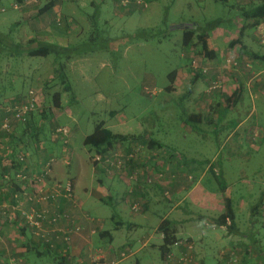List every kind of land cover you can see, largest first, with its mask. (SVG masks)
Here are the masks:
<instances>
[{
  "label": "rangeland",
  "instance_id": "obj_1",
  "mask_svg": "<svg viewBox=\"0 0 264 264\" xmlns=\"http://www.w3.org/2000/svg\"><path fill=\"white\" fill-rule=\"evenodd\" d=\"M11 1L1 0L5 11H0V101L10 97L23 99L30 88H36L43 94L44 101L32 117L37 123H40V120L47 123L40 127L42 130H37V125L31 127L32 131L36 129V136L48 140L44 136L49 135L50 138L57 122L67 124L74 132L70 137L69 156L64 155L61 147V156L51 157L54 159L51 171L58 159L62 162L67 160V165L74 170L93 165L92 156L95 150L83 144V139L93 132L97 124L103 123V126L109 127L113 132L120 133H136L140 129H143L141 133H145L149 130L163 142L161 148L167 150L169 147L176 153L182 170L191 169L196 174L205 171V178L212 180L210 183L219 192L216 176H220L227 184L226 193L231 197L237 212L238 226V233H233L229 239L232 241L229 247L236 251H230L231 261L235 260L232 264L237 263V253H242V245L250 243V237L247 238L250 234L256 232V236L263 240L264 137L257 130L258 136L252 135L255 132L254 127L264 130V97L257 100L256 113L246 120L241 134L232 139H226L229 133V115L225 116L227 119L223 122L211 123L208 120L209 112L205 111L201 121L194 123L188 120L190 113H198L193 102L197 98L194 90H209L213 76L208 84L205 77H209L211 68L214 66L217 74L220 71L232 73L242 71V65L238 59L226 57L237 60L238 63L234 66L228 65L225 59L222 62L210 60L208 64L207 60L203 59L198 61L201 68H194L193 62L198 59L199 54H193L191 61L186 58L189 48L186 50L183 44L184 29L181 26L193 23L207 25L215 20L227 22L236 16L238 7L224 0H146L147 7H135L131 15L116 17L112 13V0H108L101 17L94 18L95 22L90 17V14L95 13L94 8L89 7L85 13L86 22L84 15H78L84 26L81 38L73 43L75 46L72 53L79 56L67 60L65 54H49L45 57L20 55V52L23 53L21 47L26 41L20 43L17 32L21 28L20 17L18 11L9 6ZM236 20L240 21V18ZM258 38L261 41L259 35ZM58 63L65 65L63 72L57 69ZM205 66H209L207 72L203 70ZM173 70L192 73L176 85L174 90H179L178 92L165 88L171 83L168 74ZM197 74L198 80L191 85L192 76ZM53 76L55 80H51ZM62 81L70 84L69 91L63 90ZM249 81L253 87L255 81ZM57 90L63 92L61 108L53 104V93ZM250 102H246L248 109L251 108ZM45 110L50 112V121L43 118ZM112 111L115 114H112ZM242 116L236 115V122ZM120 119L126 121V124L112 126ZM20 128V134L25 129L29 130L23 126ZM243 130H246V133ZM26 138L25 140H28ZM0 140L2 141L1 135ZM52 142L55 141H46L45 147L41 148L40 141H33L28 149H22L29 154L30 166L35 169L43 168L41 163L48 158L38 161V154L46 150ZM118 143L114 145V150H117L118 146L129 150L128 143H123L126 144L125 147ZM138 144L141 145L131 150H143L144 153L156 150L160 155L163 154L162 149H149L148 145L142 142ZM71 151L74 153V159ZM170 159L171 164L175 163L174 159ZM30 160L32 163L37 160L38 164L34 165ZM157 160L162 161V156H158ZM152 168L157 170V165H150L149 169ZM92 175L95 182V176ZM158 175L160 176L161 172ZM147 180L150 185L154 183L150 176ZM76 191L84 211L92 217H103L114 211L111 204L98 200L96 196L90 199L82 190ZM259 201L262 206L260 219L256 220L257 216L252 219L249 211ZM243 204H246L245 208ZM153 219V223L157 224L160 216L153 215ZM151 225L148 228H152ZM155 241L158 242V239ZM30 254L36 259L34 252ZM142 254V264H162L158 249L152 254ZM40 259L44 264H56L50 254L41 256ZM207 260L208 264L216 262L215 259L213 262Z\"/></svg>",
  "mask_w": 264,
  "mask_h": 264
},
{
  "label": "crops",
  "instance_id": "obj_2",
  "mask_svg": "<svg viewBox=\"0 0 264 264\" xmlns=\"http://www.w3.org/2000/svg\"><path fill=\"white\" fill-rule=\"evenodd\" d=\"M13 1L11 2L13 3ZM21 1H23V5L18 9L12 8V3H9L11 9L18 11L17 14L20 17V22H18L21 28L17 31L20 43L35 37L39 41L53 44L60 51L64 50L62 55L65 54L68 57L67 60L79 56L72 53L75 46L73 43L81 38L84 22H86L85 13H87L88 8L95 9V13L90 14L91 19L95 22L94 18L101 17L103 7L108 3V0H39L37 4L29 3V0ZM258 1L227 0L233 6L238 7L239 11L231 20L227 22L222 20V23L210 33V39L217 55L214 61L222 62L226 57L238 59L241 62L242 71L232 73L220 71L217 74V70L213 66L209 77L205 78L208 84L211 76L215 79L220 75L221 87L219 90H208V88L194 90L197 94V98L193 101L196 112L202 114L208 111V120L211 123H220L230 117L229 133L226 139H232L235 135L241 134V128L247 122L246 120L256 113L257 100L264 97V44L258 38L256 27L252 25L254 20L247 19L243 13V8L252 7ZM0 6V8L3 7L1 0ZM135 7L141 8L142 6L131 4L126 8L121 5L120 0L111 1L112 13L116 17L131 15ZM78 15H84L85 21L80 22ZM237 18H240V21H237ZM106 21L109 22V20ZM175 27L177 26L175 25ZM233 41L235 44L231 45ZM255 53L258 55L256 56ZM23 54L25 53L20 55ZM193 54H195L194 50L188 49L186 58L191 61ZM206 62L209 64L210 60ZM189 74L192 75V73H187L184 70H175L174 79L169 84L173 91H179L174 90V88L179 82L187 79ZM53 78L54 76L51 80ZM250 79L255 81L253 87H251ZM240 84H242L243 90L239 95L234 96L233 94ZM62 86L64 90L65 81H62ZM223 92L229 96L227 106L222 103ZM9 100H13V97L3 99V101ZM248 101H251V108L249 109L246 104ZM233 112L234 116L232 117ZM240 114L243 116L236 122L235 117ZM5 115L4 111H0V122ZM226 115L229 116L225 117ZM120 124L124 125L126 121L120 119L119 122H114L112 126L118 127ZM20 127H22V123L16 124V130L12 137L19 135L18 129ZM142 130L140 129L133 134H140ZM256 130L260 131L259 134L264 137V130L260 127H254L255 132L252 136H258ZM243 132L246 133V130ZM145 134L147 140L152 138L163 144L149 130L148 132L145 131ZM0 135L2 136V141L0 140V161L2 163L0 165V200H10L17 184L10 185L3 180L1 174L3 173V166L6 165L3 163L2 157L6 154L7 149H13V152H17L22 148L18 150L14 141L13 144L8 142L6 133L0 131ZM140 141L144 143L141 138L139 141L130 140L128 144L131 147L127 146L128 149L131 150L135 146L141 145L138 144L141 143ZM122 144L118 143V145ZM125 146L126 144H123V147ZM142 146L144 148V145ZM61 147L60 141L49 143L46 150L38 154V161H41V158L43 160L49 157L59 158ZM117 148L129 151L124 150L121 146ZM167 151H169L168 154L163 152L164 154L160 155L156 150H148L146 153L142 150L137 158L129 162L128 169L121 173L109 171L101 164H93L88 168L74 170L61 159L55 161L49 179L52 181L70 180L73 183L75 193V201L61 200L59 202L60 208L72 215L74 223L77 222L83 226V229L73 236L72 254L68 258L71 264H76V262L83 264H142V253L152 254L155 249L159 250L161 239L157 234H154V229L159 226L163 219L170 221V229L176 238H188L193 242L198 264H208L207 259L210 262L215 259L216 262L213 264H232L231 262L235 261L233 259L231 261L230 251L233 250L235 253L236 251L229 247L232 245V241L229 239L233 234L229 231L226 232L225 226L208 221V219L216 218L223 213L222 194L210 183L212 180L205 178V171L196 174L191 169L182 170L180 163L179 165L177 163L171 164L170 157L173 159L177 155L170 149ZM71 155L74 159L72 151ZM158 156H162L163 160H157ZM38 161L33 163L31 161V163L37 165ZM150 165H157L158 173L161 172V175H158L156 169H149ZM9 170L14 175L15 171ZM92 174L95 176V182ZM149 176L154 180L151 185L147 180ZM77 189L82 190L90 199L96 196L98 200L111 204L114 211L103 217H92L84 211L82 201L78 199L76 194ZM137 201L140 203V209L133 211L131 206ZM242 206L245 208L246 204ZM153 215L160 216V221L157 224L153 223ZM150 225L152 228H148ZM21 229L14 223L2 224L0 227L2 236L0 240V264H6L13 257H20L28 264H44L40 259L41 256L47 254L43 251V244L35 239L28 229L25 228L24 232ZM102 230L108 232L101 236L99 232ZM155 239H158V242ZM124 248H132L134 254L121 259L120 252ZM31 252L36 254V259L32 257ZM263 254L264 249L262 247H245L242 249V253H237L239 257L236 258L233 255L236 260L238 259L237 263L234 264H264L262 262L264 259L260 258L264 256ZM161 262L165 264L162 256Z\"/></svg>",
  "mask_w": 264,
  "mask_h": 264
},
{
  "label": "built area",
  "instance_id": "obj_3",
  "mask_svg": "<svg viewBox=\"0 0 264 264\" xmlns=\"http://www.w3.org/2000/svg\"><path fill=\"white\" fill-rule=\"evenodd\" d=\"M29 3L37 4L39 0H29ZM252 1V0H246ZM23 1L14 0L11 7L14 9L20 8ZM121 5L128 8L131 4H138L143 7L148 6L146 0H121ZM0 11H5V8H0ZM258 35L264 44V25L258 27ZM203 60L202 55H198V59L194 60V68H201L198 61ZM228 65H236L237 60L229 58L225 61ZM209 66L203 68L207 72ZM221 87L220 75L212 79L209 84V90H216ZM148 91V90H145ZM152 91V90H151ZM43 94L36 88H30L26 97L21 101H0V111L6 113L5 117L0 122V131L11 134L16 124L25 123L28 121L32 113L35 112L43 104ZM74 132L67 124L59 123L50 135L51 141H60L64 155L69 156L70 137ZM256 136V135H255ZM48 141V140H46ZM45 140L39 144L41 148L45 147ZM162 153L168 154L165 148H162ZM164 154V153H163ZM139 152L131 150L125 152L119 148L110 149L104 154L94 152L92 156L93 162H97L104 166L107 170L121 173L127 170L129 162L137 158ZM29 154L22 151L13 152V149H8L3 156V163L9 167L14 164L21 165L17 168L14 175L10 172H5L2 175L3 180L7 183L12 177L14 182L10 185L17 184L11 195V199L0 200V227L2 224L14 223L20 228L29 229L31 235L40 241L42 244L54 248L56 244H60V252L71 255L73 236L80 232L83 226L73 222L72 215L60 208L61 200L75 201L74 186L70 180H50L54 159L48 158L41 163L43 168H33L28 161ZM171 158V157H170ZM175 163L179 160L173 158ZM65 160V159H64ZM67 164V160L64 161ZM133 211H139L140 203L137 201L132 204ZM154 234H157L161 242L165 238V232L154 229ZM2 236L0 234V240ZM134 254L132 248H124L120 252V258L125 259ZM102 256L101 254H99ZM165 264H198L194 244L188 238H177L169 247V251L163 258ZM6 264H28L20 257H13Z\"/></svg>",
  "mask_w": 264,
  "mask_h": 264
},
{
  "label": "trees",
  "instance_id": "obj_4",
  "mask_svg": "<svg viewBox=\"0 0 264 264\" xmlns=\"http://www.w3.org/2000/svg\"><path fill=\"white\" fill-rule=\"evenodd\" d=\"M21 1V0H18ZM227 2V0H224ZM138 5V4H136ZM140 6V5H138ZM143 7V6H142ZM243 13L245 15V17L247 19H251L254 20L253 22V26L256 27V31H257V35H258V27L261 25H264V0H259L256 4H254L252 7H245L243 8ZM222 23V20H215L212 22L207 23V25H199L196 23L193 24H182V28L184 29L183 32V44L185 47L187 48H192L194 50V53H197L199 55H202L203 59L205 60H214L216 58V51L212 45L211 39H210V33L212 32V30L218 26L219 24ZM235 44V41L231 42V45ZM21 49H23L22 52H24L25 54H27L28 56H48L49 54H56L57 56H61L63 54V51L58 50L53 44L51 43H47V42H42L39 41L37 38L32 37L29 38L28 40H26V42L22 45ZM21 54V52H20ZM255 55L257 56L258 54L255 53ZM68 58V57H67ZM65 65L62 63H58V67L57 69L63 72ZM60 75V74H59ZM174 75H175V70L171 71L168 76L170 79V82L173 81L174 79ZM199 74L192 76L191 78V82L190 84L193 85L196 80H198ZM63 80L65 79V75L63 73L62 76ZM171 86L168 85L166 87V89H170ZM69 91L70 90V84L68 82H66V87L64 88V91ZM241 90H243V86L242 84L239 85V87L236 89L235 94H233L234 96L239 95L241 93ZM62 91L57 90L53 93V104L55 107L57 108H61V98H62ZM223 95V104L224 106H227L228 104V99L229 96L227 94H225L224 92L222 93ZM17 97H14L13 100H9V101H21L22 99H16ZM46 113H44L43 115H45L43 118L46 119L49 117V113L47 112V110H45ZM112 114H115V112H111ZM33 115V113H32ZM32 115L29 117L28 121L25 123H22L24 125H22L23 127H27L29 128V130L25 129L23 130L22 134L19 133L18 136L12 137V135L14 134L13 132H15L16 128L14 129V131L11 134H7L6 138L8 140V142H11L16 146V149L20 150L22 149H28V147L31 146L33 141H42V138H39L38 134H36L37 132L35 130H31V127L34 128L35 125H37L35 128H37V130H42V128H40L41 126L47 124L44 120H40V123H37V121L35 120V118L32 117ZM203 115L200 113H190L188 120L190 122H199L201 121ZM47 120L50 121V118H48ZM60 122H57V124L54 126V128L52 130H54L56 128V126L59 124ZM20 129H18V131L20 132ZM35 131V132H34ZM34 132V133H33ZM146 134L145 133H140V134H133V133H129V134H122V133H116L113 132L112 129H110L109 127H105L103 126V123L101 124H97L93 130L92 133L87 134L84 139H83V144H85L86 146H89L90 148H93L95 150V152H98L100 154H104L106 152H108L110 149H112L114 147V145L118 142L121 143H128L130 140L132 141H139L140 138L142 139V141L144 143H146L148 145L149 149H162L160 146H162L163 144L157 142L155 139H148L145 138ZM5 137V136H4ZM25 137H27L25 140ZM46 139H48L49 141V135H45L44 136ZM141 142V141H140ZM22 149L20 151H22ZM32 149V148H31ZM166 149V148H165ZM169 149V147L167 148V150ZM23 152V151H22ZM3 160V157H2ZM94 165H99V163L97 162H93ZM0 165H2L1 161H0ZM21 165L19 164H14L13 167H9V166H3V173L1 175H3L5 172H10L9 169H13L15 172L17 170V168H20ZM11 174V173H10ZM11 176H13L11 174ZM15 178L12 177L10 179V182H14ZM216 181L219 184V190L220 193L222 194V199H223V205H224V211L222 214H220L218 217L213 218V219H208L209 222L220 225V226H225L227 228V230L229 231V233L233 234V233H238V226H237V222H236V212H235V207L233 205L232 199L230 196H228V194L226 193V186L227 184L224 182L223 179L220 178V176H216ZM261 203L259 201L258 204H256L254 207H251L249 213H250V217H252V219L256 217V220H259V216L261 215ZM253 221V220H252ZM169 220L168 219H163L158 228L159 230L165 232V238L163 239V241L160 243L159 245V250L162 256V259L165 257L166 253L169 251V247L173 244V242L177 239L173 233V231L170 229L169 226ZM254 222V221H253ZM25 228H22L21 230L24 232ZM108 231L106 230H102L99 232V235H103L105 233H107ZM98 233V231H97ZM258 235V233H257ZM250 236V243L242 245L243 248L245 247H262L264 249V244H261V242H264V238L263 240L260 237L256 236V232L253 235H249ZM249 236L247 237L249 239ZM262 240V241H261ZM260 242V244H259ZM42 244V243H41ZM61 245L60 244H56V246L54 248H51L49 246H47L46 244H43V251L47 254H52L55 258V263L56 264H71V261H69L68 258L71 257V255L69 254H65L60 252L59 247ZM264 255V254H263ZM262 258V260L264 259V256L260 257ZM264 263V261H262ZM76 264H83L81 262Z\"/></svg>",
  "mask_w": 264,
  "mask_h": 264
},
{
  "label": "clouds",
  "instance_id": "obj_5",
  "mask_svg": "<svg viewBox=\"0 0 264 264\" xmlns=\"http://www.w3.org/2000/svg\"><path fill=\"white\" fill-rule=\"evenodd\" d=\"M26 94H27V93H26ZM26 94H25V97H26ZM25 97H24V98H25ZM24 98H23V99H24Z\"/></svg>",
  "mask_w": 264,
  "mask_h": 264
}]
</instances>
